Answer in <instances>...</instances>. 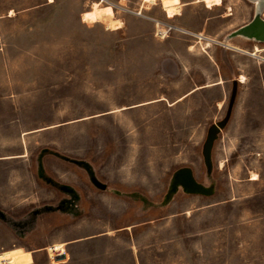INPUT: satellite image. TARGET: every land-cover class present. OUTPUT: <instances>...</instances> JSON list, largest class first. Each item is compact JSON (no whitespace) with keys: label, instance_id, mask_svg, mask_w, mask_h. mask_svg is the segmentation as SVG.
Segmentation results:
<instances>
[{"label":"rangeland","instance_id":"1","mask_svg":"<svg viewBox=\"0 0 264 264\" xmlns=\"http://www.w3.org/2000/svg\"><path fill=\"white\" fill-rule=\"evenodd\" d=\"M199 2L0 0V264H264V0Z\"/></svg>","mask_w":264,"mask_h":264},{"label":"bare ground","instance_id":"2","mask_svg":"<svg viewBox=\"0 0 264 264\" xmlns=\"http://www.w3.org/2000/svg\"><path fill=\"white\" fill-rule=\"evenodd\" d=\"M143 1L148 2V3H151V2L153 3L155 0H143ZM195 1L202 2L207 7V9H212L213 6L215 5L220 6L222 4V0H195ZM183 5L185 4L175 3V4L165 5L163 7H164V11L166 12V14L169 17H173L180 13V9ZM91 7L92 8L90 11L83 13L82 15L83 23L89 24V23H95L99 20L101 21L103 20L104 23L113 30L121 28L122 21L115 18V12L112 8V5L104 7V6H101L100 2H93ZM260 35L264 36V26L262 28ZM211 42H213V40H211Z\"/></svg>","mask_w":264,"mask_h":264},{"label":"crops","instance_id":"3","mask_svg":"<svg viewBox=\"0 0 264 264\" xmlns=\"http://www.w3.org/2000/svg\"><path fill=\"white\" fill-rule=\"evenodd\" d=\"M225 17V16H224ZM228 17V16H227ZM240 31V32H239ZM239 33H242L243 35H244V37L246 38V39H248V37H246V36H248V33H247V28L246 27H243V28H241V29H239ZM238 32L236 33V30L235 31H233L232 33H230L229 35H228V40L230 41V39H232V38H234V37H236V36H238ZM226 42H228V41H226ZM231 48V47H230ZM240 51H242V52H244L243 50H240Z\"/></svg>","mask_w":264,"mask_h":264},{"label":"built area","instance_id":"4","mask_svg":"<svg viewBox=\"0 0 264 264\" xmlns=\"http://www.w3.org/2000/svg\"><path fill=\"white\" fill-rule=\"evenodd\" d=\"M140 13L138 12V15H139ZM167 29H165V26L164 25H161V27H159V26H156V32H155V35L156 36H159V37H163V36H165L166 34H167Z\"/></svg>","mask_w":264,"mask_h":264},{"label":"water","instance_id":"5","mask_svg":"<svg viewBox=\"0 0 264 264\" xmlns=\"http://www.w3.org/2000/svg\"><path fill=\"white\" fill-rule=\"evenodd\" d=\"M250 30H251L252 32H251ZM247 31H248V32H247V33H248V37H257V38H259L258 40L263 39L262 37H264V36H261V35H260L262 30H260L259 33L253 31V25H250Z\"/></svg>","mask_w":264,"mask_h":264}]
</instances>
